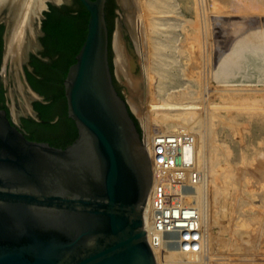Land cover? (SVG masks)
Returning a JSON list of instances; mask_svg holds the SVG:
<instances>
[{
  "label": "water",
  "instance_id": "water-1",
  "mask_svg": "<svg viewBox=\"0 0 264 264\" xmlns=\"http://www.w3.org/2000/svg\"><path fill=\"white\" fill-rule=\"evenodd\" d=\"M78 1L88 12L86 34L63 80L67 117L77 133L73 142L63 148L33 141L20 127L23 115L41 122L33 102L43 98L22 65L37 47L46 15L39 29L34 23V40L24 38L22 97L11 65L5 80L0 74L9 100V113L0 109V264H156L143 223L151 161L126 103L133 99L136 107L145 106L125 26L126 16H136L120 0ZM71 4L49 2L47 12ZM0 22L6 25L5 52L11 22L3 16ZM57 26L48 39L52 51L65 57L64 67L77 43L76 25ZM67 127L29 124L28 131L63 141L72 134Z\"/></svg>",
  "mask_w": 264,
  "mask_h": 264
},
{
  "label": "rangeland",
  "instance_id": "rangeland-1",
  "mask_svg": "<svg viewBox=\"0 0 264 264\" xmlns=\"http://www.w3.org/2000/svg\"><path fill=\"white\" fill-rule=\"evenodd\" d=\"M166 2L165 14L173 13L164 14L171 19L165 18V30L158 36L161 55L158 50L156 55L149 33L143 39L149 73L157 75L154 92L149 91L138 43L133 40L141 27L139 13L134 11L135 21L126 16L145 106H134L133 99L126 103L149 152L161 136L185 137L194 146V168L184 177L187 190L193 187L192 196L186 198L199 214L202 238L193 250L159 239V245L153 246L155 263L264 264V0ZM181 101L184 104L177 103ZM149 103L156 109L185 112L178 121L181 128L160 129ZM153 181L152 176V190ZM149 201L143 208L146 229Z\"/></svg>",
  "mask_w": 264,
  "mask_h": 264
},
{
  "label": "built area",
  "instance_id": "built-area-1",
  "mask_svg": "<svg viewBox=\"0 0 264 264\" xmlns=\"http://www.w3.org/2000/svg\"><path fill=\"white\" fill-rule=\"evenodd\" d=\"M150 149L153 192L149 201L150 246H158L159 239H167L174 246L193 250L202 238L199 214L186 198L184 175L194 168V146L189 139L175 135L161 136ZM176 243V244H174Z\"/></svg>",
  "mask_w": 264,
  "mask_h": 264
},
{
  "label": "bare ground",
  "instance_id": "bare-ground-1",
  "mask_svg": "<svg viewBox=\"0 0 264 264\" xmlns=\"http://www.w3.org/2000/svg\"><path fill=\"white\" fill-rule=\"evenodd\" d=\"M120 1L122 2V6L127 7V10H132L133 12L135 10H137L139 13L138 21L141 22V27L138 26V28H139L138 32L134 33L137 35L136 36L133 35L134 37H137V39H133V40L135 43H138L135 46L136 47L138 46V49H139V52L141 55V57H140L141 63L143 64L142 67L144 69V70L142 69L144 71L143 76L145 77V80L147 81V85L149 86V91H153V90H155V87H156L155 84L157 82V75H156L155 71L152 72L151 74L149 73V70H148L149 67H148V65H146V63H147L146 62V54H147L146 50L148 47L146 46V43L143 42V39H144L145 35L149 36V34H150L151 39H152V43H153L152 47L156 50V51L154 50L156 52V55L158 53L157 50L159 51V55H158V57H159L161 55L160 49L162 47V44L160 42L161 39L158 36L163 35L162 30L164 29V22H166L165 18L168 19L170 17V15L173 13V11L171 14L168 15L169 11L167 10L168 12L166 11V14L169 17H166L167 15L164 12L166 10V7L168 8V6H167L168 2H166V0L165 1L164 0H120ZM49 2L60 4L61 0H0V16H3L5 21L11 22V32H10V36H9V39H8V42L6 45V49H5L3 58H2L1 76H2V79L5 80L7 65L8 64L11 65V67L14 71V76H15L16 92H17V95H19L20 97H22L21 62H22L24 38L26 35L30 39L34 40V36H35L34 23H35V29H39L40 28V22H41V16H43V12L47 9V4ZM163 5H165V7H163ZM163 8H164V10H163ZM146 17H148V18H146ZM170 19H168V21H170ZM143 21H148V23L146 22V27H145V25L143 27V24H142ZM127 22H129V20ZM129 23H131V22H129ZM132 23H133V21H132ZM166 28L168 29V26ZM183 30H185L184 27H183ZM132 31H131V33L133 34ZM180 34H181V36H184V34L182 32H180ZM186 35L187 34H185V37H186ZM136 40H137V42H136ZM182 40L184 41V39H182ZM152 55L154 58L155 54H152ZM156 55H155V57H157ZM149 62H150V60H149ZM150 64H152V61ZM150 64H149V66H150ZM150 94H152V93H150ZM153 96L155 97V94ZM155 100H156V97H155ZM151 103H149V107H151L153 109L155 108V112L157 113L155 117H158L157 118L158 122L161 124L160 129L174 130L176 128H181L178 125V121L184 116L185 112L179 111L178 109L168 110L166 108H161V106H158L160 108L156 109V107H152ZM154 103H155V101H154ZM159 103L166 104L165 101L157 102L155 104L159 105ZM177 103L178 104H184L183 101L177 102ZM171 119H173L175 122L174 121L171 122L170 121ZM145 147H147V146H145ZM147 148H146V150L148 151ZM149 150H150V148H149ZM191 187H189V188H191ZM151 188H152V186H151ZM189 188H188L189 193H186L187 195L190 194L191 189H189ZM192 190H193V187H192ZM152 191L153 190L150 189V191L148 193L149 197L147 196V205H148V201L151 198ZM194 191L193 192L195 194V198H194L193 203H196V198H197L196 194L197 193H196L195 189H194ZM144 208H145V206H144ZM147 218H146V220H147ZM147 222H149V221L147 220ZM146 227H147V224H146ZM146 227H144V228L146 229ZM146 230L148 231V229H146ZM146 240H148L147 237H146ZM158 249H160V248H158ZM152 253H153V256L156 260V253H155V249L153 246H152Z\"/></svg>",
  "mask_w": 264,
  "mask_h": 264
},
{
  "label": "flooded vegetation",
  "instance_id": "flooded-vegetation-1",
  "mask_svg": "<svg viewBox=\"0 0 264 264\" xmlns=\"http://www.w3.org/2000/svg\"><path fill=\"white\" fill-rule=\"evenodd\" d=\"M79 9L80 2L78 0H73V4H71V6L63 7L62 10L56 9V11L60 15L75 16L78 13ZM41 29L43 33L37 37V47L35 51L29 52L28 64L22 65V69L25 72L27 81L29 82L33 90L43 98V101L35 100L33 102V110L38 114L40 120V111L35 107V105L36 103L42 105H49L53 102L55 97L54 90H56L59 84L58 76L62 67L61 58L63 57L62 52L52 51V47H50V41L48 39L49 34L43 29V25ZM5 31V23L0 22V74L2 67V56L5 48ZM8 101L9 100L6 97V90L4 89L3 83L0 79V109L6 110L7 113H9V109L7 106ZM60 116L61 113L55 114V119L51 123L57 122ZM24 121L28 123H43L42 120L41 122L35 121L31 114H28L26 116L23 115L21 117L20 127L24 130L28 138L31 136L26 130ZM69 139L70 138H67L63 141H59L58 143L53 144L52 146L65 147L69 144L67 143ZM39 142H46L51 145V143L47 140H40Z\"/></svg>",
  "mask_w": 264,
  "mask_h": 264
},
{
  "label": "trees",
  "instance_id": "trees-1",
  "mask_svg": "<svg viewBox=\"0 0 264 264\" xmlns=\"http://www.w3.org/2000/svg\"><path fill=\"white\" fill-rule=\"evenodd\" d=\"M50 11H51L50 14H46L47 19L43 21V29L48 34H52V33H55L54 31L57 30L58 22H64V24H67L68 27L76 25V31L74 32L73 35L75 36L74 41L77 39V43H76V45H74L71 48L72 49V55H71L70 60L65 64L64 67L61 65L62 67L60 69V74L58 76L59 84H58V87L56 88V90H54L55 97H54L53 102L49 105H42L39 103H36V105H35V107L40 111V117H41V120L43 121V123H28V122L24 121V124L26 126L27 131H28V125L29 124L38 125V126H41L44 128H60L62 124H63V126L66 125V126H68L67 128L72 131V134L69 137L70 139L67 142L70 144L76 138L77 133H76V128L74 126L73 121L67 117V107H66L64 91L62 88V80L66 76L68 67L75 61V55L78 52V50L80 49V47L84 41L85 34H86V24H87V19H88V12L84 9V7L81 4H80V9L75 16L60 15L54 7H50ZM56 17H58L59 20L57 19V22L52 21V18H53V20L54 19L56 20ZM79 20L81 21L80 22V25H81L80 28L77 26ZM61 60H60L61 63L65 62L64 61L65 57L63 56L61 58ZM58 113H61L59 120L55 123H51L55 119V114H58ZM30 136H31V137H29L30 140H33V141L47 140L51 143V145L59 142V141H55V140H52V139L46 138V137H37V136H33L31 134H30Z\"/></svg>",
  "mask_w": 264,
  "mask_h": 264
}]
</instances>
